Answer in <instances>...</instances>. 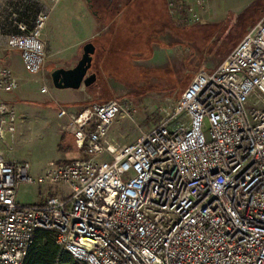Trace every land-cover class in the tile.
<instances>
[{
    "label": "built area",
    "instance_id": "obj_1",
    "mask_svg": "<svg viewBox=\"0 0 264 264\" xmlns=\"http://www.w3.org/2000/svg\"><path fill=\"white\" fill-rule=\"evenodd\" d=\"M61 0H40L6 43L20 53L39 91L55 102L44 73L46 21ZM37 0H16L25 18ZM209 0H174L171 13L199 23ZM19 79L0 65V93ZM117 98L77 111L58 106L80 158L49 162L35 178L28 161L6 158L19 120L0 98V264H24L38 231H48L78 264H264V17L210 71H197L174 109L132 141L115 145ZM66 188L21 203L23 184Z\"/></svg>",
    "mask_w": 264,
    "mask_h": 264
},
{
    "label": "rangeland",
    "instance_id": "obj_2",
    "mask_svg": "<svg viewBox=\"0 0 264 264\" xmlns=\"http://www.w3.org/2000/svg\"><path fill=\"white\" fill-rule=\"evenodd\" d=\"M85 1L93 15L96 12L103 13L108 6V0ZM216 14H220L224 19L202 29L201 33H194L193 30L189 33H176L177 39L169 33L166 37L162 36V33H148L152 42L161 36L158 39L169 45V48L176 49V52L169 50L168 60L163 66L156 67L154 62L144 60L143 55L148 54L150 48H144L145 54L137 52L140 46L134 45L136 38L133 35L139 36L143 33H120L125 37L121 50L126 49L122 52L126 55L121 54L122 59L115 60V70L105 69V64H97L94 61V67L89 72L96 73V83L88 87L81 85L82 92L86 93L88 98L80 101L78 105L85 107L98 102L99 100L95 99L97 96L100 98L101 94L108 93L107 99L117 98L125 101L130 110V118L116 115L109 129L108 141L115 145L132 142L139 135V129L150 128L171 112L179 98L177 92L171 91L173 88L170 89L176 74L175 66L179 67V62L183 61L184 74L189 78L199 70H213L246 31L262 20L264 5L217 7ZM212 15L213 6L210 3V8L203 15L201 22L212 20ZM148 39L139 38L140 41ZM134 50L136 52H133ZM97 56L94 55V59ZM47 78L49 79V76ZM163 86L166 89L162 90ZM168 86L170 88H167ZM22 112L15 136L3 144L6 158L28 161L31 166L30 173L37 178L49 162L62 163L82 156L68 133L71 129L65 120L57 117L55 108L34 104ZM64 192L66 188L60 185L23 184L17 199L21 203L31 204L39 202L49 194L61 195Z\"/></svg>",
    "mask_w": 264,
    "mask_h": 264
},
{
    "label": "crops",
    "instance_id": "obj_3",
    "mask_svg": "<svg viewBox=\"0 0 264 264\" xmlns=\"http://www.w3.org/2000/svg\"><path fill=\"white\" fill-rule=\"evenodd\" d=\"M15 1L0 0V65L11 68L19 79V88L13 93H0V98L14 105L21 116L23 110L26 111L34 104L48 105L55 108L56 112L58 106L69 111H77L81 108V105H78L80 101L88 98V95L82 92V87L55 88L50 73L56 68L73 67L80 59L83 46L87 42L93 43L95 47L90 69H93L95 61L97 64H105V69L115 70V60L122 59L121 54L126 50H121L125 37L120 33H143L139 36L133 35L136 38L134 45L140 46L137 52L145 54L144 48H150L149 53L143 55L144 60L154 62V66L160 67L167 62L169 50L176 52V49L169 48V45L158 39L161 36L152 42L148 33H157V35L162 33L165 37L169 33L171 37L177 39L176 33H189L190 30L201 33L207 26L210 27L223 20L220 14H216L217 7L264 5V0H209L213 6V19L188 24L180 20L179 15L171 13L174 0H108L105 11L96 12L94 15L90 13L85 0H61L49 13L45 28L47 60L44 73L46 77L49 76L51 95L57 100L55 102L40 93L35 77L24 68L19 51L9 48L6 43L7 36L17 32L15 23L22 20L29 23L28 19H32L34 14L42 9V3L37 0L26 17L21 18L14 15ZM109 10L113 12L110 13ZM138 37L149 39L140 41ZM175 44L177 45L178 42ZM96 54L98 56L94 59ZM68 133L72 137L69 131Z\"/></svg>",
    "mask_w": 264,
    "mask_h": 264
},
{
    "label": "trees",
    "instance_id": "obj_4",
    "mask_svg": "<svg viewBox=\"0 0 264 264\" xmlns=\"http://www.w3.org/2000/svg\"><path fill=\"white\" fill-rule=\"evenodd\" d=\"M184 68L183 61H180L179 67L175 66L176 70L174 71H176V74L174 76V83L170 86L171 88L169 86L167 87L170 89L173 88L171 91L174 90L177 92L176 94L178 97L192 79L184 74ZM95 83L96 82H94L93 85ZM165 85L166 84H164V86ZM177 88L179 90H177ZM164 89H166V87L162 90ZM105 97L106 99H104ZM107 97H109V94L104 93L101 94L100 98L97 96L95 99L99 100L98 103H100L108 100ZM69 132L72 134L71 130ZM24 264H78V262H76L67 252L61 250V248L56 244L54 236L51 232L38 231L28 249L27 255L24 259Z\"/></svg>",
    "mask_w": 264,
    "mask_h": 264
},
{
    "label": "water",
    "instance_id": "obj_5",
    "mask_svg": "<svg viewBox=\"0 0 264 264\" xmlns=\"http://www.w3.org/2000/svg\"><path fill=\"white\" fill-rule=\"evenodd\" d=\"M95 47L87 42L77 63L71 68H56L50 73L52 85L55 88H79L81 85L88 87L96 81V73L89 72L92 64V55Z\"/></svg>",
    "mask_w": 264,
    "mask_h": 264
}]
</instances>
